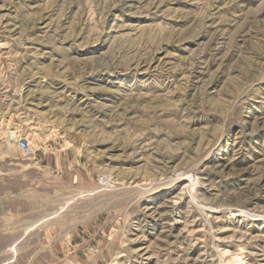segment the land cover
Wrapping results in <instances>:
<instances>
[{
	"label": "rangeland",
	"instance_id": "obj_1",
	"mask_svg": "<svg viewBox=\"0 0 264 264\" xmlns=\"http://www.w3.org/2000/svg\"><path fill=\"white\" fill-rule=\"evenodd\" d=\"M263 258L264 0H0V264Z\"/></svg>",
	"mask_w": 264,
	"mask_h": 264
},
{
	"label": "built area",
	"instance_id": "obj_2",
	"mask_svg": "<svg viewBox=\"0 0 264 264\" xmlns=\"http://www.w3.org/2000/svg\"><path fill=\"white\" fill-rule=\"evenodd\" d=\"M18 146L22 149H26L27 148V142L25 140H19Z\"/></svg>",
	"mask_w": 264,
	"mask_h": 264
},
{
	"label": "bare ground",
	"instance_id": "obj_3",
	"mask_svg": "<svg viewBox=\"0 0 264 264\" xmlns=\"http://www.w3.org/2000/svg\"><path fill=\"white\" fill-rule=\"evenodd\" d=\"M145 253V252H144ZM143 254V253H142ZM139 256V255H138ZM264 259V258H263ZM237 261V260H236Z\"/></svg>",
	"mask_w": 264,
	"mask_h": 264
}]
</instances>
